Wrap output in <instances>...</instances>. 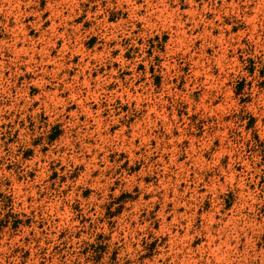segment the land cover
Masks as SVG:
<instances>
[{"label": "rangeland", "instance_id": "374dc122", "mask_svg": "<svg viewBox=\"0 0 264 264\" xmlns=\"http://www.w3.org/2000/svg\"><path fill=\"white\" fill-rule=\"evenodd\" d=\"M0 264H264V0H0Z\"/></svg>", "mask_w": 264, "mask_h": 264}]
</instances>
